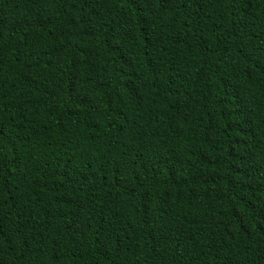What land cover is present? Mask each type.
I'll use <instances>...</instances> for the list:
<instances>
[{"label": "trees", "instance_id": "16d2710c", "mask_svg": "<svg viewBox=\"0 0 264 264\" xmlns=\"http://www.w3.org/2000/svg\"><path fill=\"white\" fill-rule=\"evenodd\" d=\"M0 264H264V0H0Z\"/></svg>", "mask_w": 264, "mask_h": 264}]
</instances>
